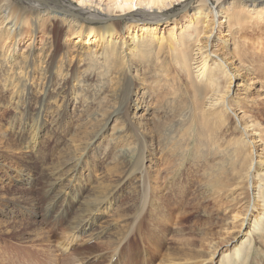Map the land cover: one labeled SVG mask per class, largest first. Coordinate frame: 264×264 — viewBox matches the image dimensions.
I'll list each match as a JSON object with an SVG mask.
<instances>
[{
    "label": "bare ground",
    "instance_id": "6f19581e",
    "mask_svg": "<svg viewBox=\"0 0 264 264\" xmlns=\"http://www.w3.org/2000/svg\"><path fill=\"white\" fill-rule=\"evenodd\" d=\"M194 2L0 0V110L7 129L22 144L21 158L44 156L51 142L72 155L65 169L48 172L46 212L62 217L72 238H105L116 256L108 264L181 263L172 231L183 230L182 216L192 210L181 198L191 183L186 178L201 174L223 202L239 206L238 217L227 218L239 231L226 247L211 242L191 263L216 264L224 254L220 264H249L254 239L264 233V98L234 90L247 76L263 84L249 56L256 58L250 46L264 41V0ZM177 6L183 15L169 22ZM221 18L231 36L219 39L222 55L211 38ZM39 31L52 40L20 52ZM87 34L98 40L96 48L66 46L69 36L83 41ZM16 174L20 186L34 181L27 166ZM114 178L118 184L107 193ZM113 191L119 223L109 215ZM24 212L11 209L4 218L12 223ZM89 251H76L74 262L82 264L76 258Z\"/></svg>",
    "mask_w": 264,
    "mask_h": 264
},
{
    "label": "rangeland",
    "instance_id": "374dc122",
    "mask_svg": "<svg viewBox=\"0 0 264 264\" xmlns=\"http://www.w3.org/2000/svg\"><path fill=\"white\" fill-rule=\"evenodd\" d=\"M193 1L196 4L197 0ZM182 15V7L177 6L168 21L171 22L177 17H182ZM219 25L216 24L214 35H211V38L215 36L218 40H214L217 43L215 44L218 45L216 50L217 53L222 55L223 44L219 43V39L221 38L227 42L231 40V36L228 32V25L223 18H221ZM167 27H170L168 23L161 26L160 32H165ZM130 34L127 32L122 40L126 44ZM89 36V34L85 37L83 36L85 38L83 42L82 37L71 35L67 38L66 46L73 50L78 47H83V49L96 48L98 40ZM51 40L52 37L49 39L47 34L39 31L32 41L29 38L23 41L20 52L25 50L26 47L32 46L38 50L43 49L45 44ZM250 47L252 52L259 53L256 58L249 56V59L254 63V70L258 71L256 76L263 81V84L259 85L264 88V41L261 46L252 45ZM237 67L238 63L232 68ZM252 77L247 76L243 83L235 87V92H238L237 94H240L242 98L246 96L247 92L250 100L256 97L257 94L262 95V98H264V89L259 90L260 87L258 82H256L257 80H252ZM259 116L264 118V115ZM21 146L19 138L8 131L4 115L0 110V162L3 168L0 171V223L5 226L0 231V264H77V261L74 262V254L79 249L91 250L87 254L76 258L81 263L83 262L82 264H108L110 258H112L111 262H114L116 260L114 248H111V251L108 250L109 245L103 242L105 238L97 240L89 234H80L72 238V234L66 229L68 225L63 224L62 217L52 218V216L47 215L46 209L52 195L49 190L50 186L46 183L49 178L48 172L50 169H57L58 172L65 169L70 163H65V161L72 155L63 154L61 152L62 147H58L51 142L47 145L48 148L45 147L44 156L38 158L37 156L25 155L21 158L20 153L18 154ZM260 151H258V154H260ZM25 166H27L34 181L30 186L23 187L17 183V179L14 177L17 176L16 172ZM228 175H231V173H228ZM202 178H204L202 174L195 181H192L191 177L186 178L187 183L189 181L191 183H188L187 188H185L187 195L181 198L186 203L187 208H192V210L188 212V215L182 216L186 218L182 231H179L178 227H173L175 230L172 231L174 234L170 241L172 247L181 253L182 261L179 264H200L191 262L198 261L202 253L209 252V244L211 242H214L215 246L219 248L226 247L228 242L239 231L238 222L228 224L227 220L230 217H238L239 206H235V203L229 204L226 200H224V205L214 181H208L205 184V179ZM118 181V178L107 180L109 188L107 193L112 192L111 189L118 184ZM81 188L82 190L85 189L84 186H81ZM117 191H113L110 197L114 211L109 215L116 218L119 223L117 203L115 201L119 197ZM11 196L14 198H11ZM13 202L14 205H12ZM4 204L8 206L6 207ZM227 206L230 208L229 211L225 208ZM11 209L16 212L26 210L27 213L24 212L25 215L18 214L17 218L11 220L14 222L9 223V220L4 218V213L10 212ZM205 211H209L210 214ZM242 218L240 217L239 220H242ZM228 227L231 231L229 233L226 232ZM36 229L38 230L36 231ZM254 240L252 251L249 255V264H264V233L256 236ZM68 244L70 245L68 246ZM38 245L43 246L39 247ZM34 247L38 249V253ZM51 249L54 256H49ZM223 255L219 256L216 264L221 263ZM96 256L99 257L94 258Z\"/></svg>",
    "mask_w": 264,
    "mask_h": 264
}]
</instances>
